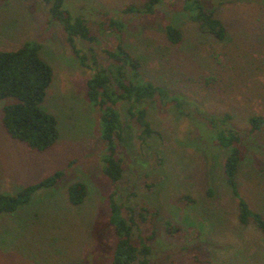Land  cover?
<instances>
[{"label": "rangeland", "instance_id": "obj_1", "mask_svg": "<svg viewBox=\"0 0 264 264\" xmlns=\"http://www.w3.org/2000/svg\"><path fill=\"white\" fill-rule=\"evenodd\" d=\"M52 2L0 0V50H15L26 41L40 45L39 55L53 72L40 106L56 118L58 130L49 148L30 150L2 123V107L15 99L0 100V194L13 195L61 173L53 186L39 188L15 211L0 214V264H111L113 185L102 172L106 146L100 115L86 97L92 69L80 64L61 24L49 16ZM182 2L162 0L145 11L146 0H62V8L93 21L97 29L107 17L121 21L122 42L141 60L142 75L199 106L194 125L179 113L150 107L154 133L142 139L131 124L120 146L128 169L122 205L157 213L149 264H264L261 235L237 220L223 170L226 150L212 142L206 119L227 111L230 123L246 132L251 115L264 116V0H203L227 27L222 41L190 21ZM166 22L181 30L179 44L166 40ZM97 55L106 63L100 51ZM120 111L127 122L125 104ZM243 141L239 191L264 214V133L243 131ZM74 182L87 189L76 205L67 197ZM207 189L213 190L210 195ZM169 223L179 227L177 235L167 233Z\"/></svg>", "mask_w": 264, "mask_h": 264}, {"label": "trees", "instance_id": "obj_2", "mask_svg": "<svg viewBox=\"0 0 264 264\" xmlns=\"http://www.w3.org/2000/svg\"><path fill=\"white\" fill-rule=\"evenodd\" d=\"M161 1L146 0L144 10L152 11ZM181 9L201 31L220 41L226 38L225 23L215 14L214 9L204 6L203 0H183ZM124 10L131 9L127 7ZM49 16L61 24L80 64L92 69V75L86 82V97L100 115L101 138L106 146L102 158V172L113 185L108 195L110 222L116 238L111 264H149V242L154 237L151 227L157 213L145 207L133 209L122 205L119 194L123 188L122 183L128 177V169L119 156L120 146L127 139L126 132L132 128L131 124L137 128L138 136L142 139L154 133L148 118L150 107L179 113L194 125V122L197 124L195 114L199 113V106L142 75L141 60L127 50L122 42L121 21L107 17L99 23L97 29L93 21L70 15L62 8V0H53L49 7ZM163 33L172 45L182 41L181 30L172 23L166 22ZM78 41H85L88 44L86 49L81 48ZM104 41L110 43L106 45ZM39 49L40 45L36 42L26 41L15 50H0V100L15 99L2 107V123L12 137L23 141L32 151L49 148L58 137L56 118L40 106L53 72L51 66L40 57ZM98 51L106 57V63L99 59ZM121 104H125V123L121 116ZM206 119L209 122L208 130L213 138L212 142L226 150L223 170L237 204V220L242 226L252 225L261 235L264 244V214L254 209L240 193L237 179L242 146L245 143L242 142V132L264 133V116L251 115L246 132L244 129L241 132L230 123L231 115L227 111L211 114ZM60 175L57 171L13 195L1 193L0 214L15 211L30 199L34 191L53 186ZM212 191L206 190L209 195ZM86 194L87 189L82 182H74L68 186L67 197L71 204H80ZM166 231L169 235H177L180 229L169 223ZM168 264L178 263L171 261Z\"/></svg>", "mask_w": 264, "mask_h": 264}]
</instances>
